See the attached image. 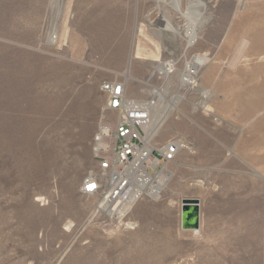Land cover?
<instances>
[{"label":"rangeland","instance_id":"obj_1","mask_svg":"<svg viewBox=\"0 0 264 264\" xmlns=\"http://www.w3.org/2000/svg\"><path fill=\"white\" fill-rule=\"evenodd\" d=\"M188 1L192 43L156 0H0V264H264V0ZM116 79L181 95L154 141L187 145L124 222L92 218L81 192ZM183 198L200 199L199 229L182 228Z\"/></svg>","mask_w":264,"mask_h":264},{"label":"built area","instance_id":"obj_2","mask_svg":"<svg viewBox=\"0 0 264 264\" xmlns=\"http://www.w3.org/2000/svg\"><path fill=\"white\" fill-rule=\"evenodd\" d=\"M183 74L182 83L194 85L198 72L186 66ZM102 91L109 114L98 124L93 141L97 167L83 180L81 192L96 199L92 218L124 222L130 220L137 202L161 196L171 179L169 165L182 145L176 139L157 145L150 135L157 92L148 101L131 97L126 82L117 79L104 81Z\"/></svg>","mask_w":264,"mask_h":264},{"label":"bare ground","instance_id":"obj_3","mask_svg":"<svg viewBox=\"0 0 264 264\" xmlns=\"http://www.w3.org/2000/svg\"><path fill=\"white\" fill-rule=\"evenodd\" d=\"M58 1V0H57ZM83 1V0H81ZM92 1V0H91ZM159 3L168 4L170 5L174 10H176L179 14L186 17L189 21L188 28H187V36L189 37V43H192L197 38V33L199 28L201 27L202 23L204 24V21L201 17L193 18L190 15H188L182 7V0H156ZM89 2V1H88ZM95 2V1H94ZM97 2V1H96ZM103 2V1H102ZM61 3V2H60ZM54 5V4H53ZM57 5V4H56ZM60 5V4H59ZM70 5V4H69ZM81 5V4H80ZM94 5V4H93ZM204 6V3L201 0H189L188 1V9H194L198 6ZM61 7V6H60ZM82 7V6H81ZM53 8V7H51ZM56 8V6H55ZM59 8V7H58ZM93 8V7H92ZM56 11V10H54ZM55 13V12H54ZM60 13V12H59ZM53 17V16H52ZM162 20H165L168 23V20L165 18V16L162 18ZM112 23V22H111ZM53 26V25H52ZM57 26V25H56ZM54 30V29H53ZM103 33V32H102ZM101 33V34H102ZM138 55H136L137 58ZM206 57H195L193 59V63H188L187 68L189 69H195L196 73L199 71L198 67H202L206 62ZM191 64V65H189ZM173 64L172 63H159L156 68L158 71L161 72H168V70H171ZM128 75V74H127ZM129 76V75H128ZM184 76V74H183ZM190 81L194 82V78H192ZM183 84V83H182ZM193 84V83H192ZM154 92H157L158 100L157 103L155 102L154 108L151 111V125H150V135L151 137L155 138L156 134L160 132L162 125L164 122L168 119V117L171 115V113L177 108V104L179 100L182 98L181 95L176 94L171 101L166 100L164 92L160 89L154 90ZM184 97V96H183ZM182 148L186 147L185 143H181ZM159 198V196L155 197ZM140 202V201H139ZM138 203V202H137ZM136 203V204H137ZM135 204V205H136Z\"/></svg>","mask_w":264,"mask_h":264},{"label":"water","instance_id":"obj_4","mask_svg":"<svg viewBox=\"0 0 264 264\" xmlns=\"http://www.w3.org/2000/svg\"><path fill=\"white\" fill-rule=\"evenodd\" d=\"M201 201L197 198L182 200V228L196 230L201 226Z\"/></svg>","mask_w":264,"mask_h":264}]
</instances>
